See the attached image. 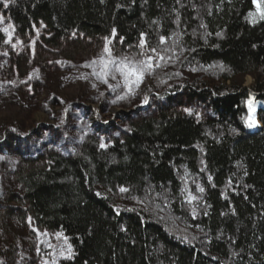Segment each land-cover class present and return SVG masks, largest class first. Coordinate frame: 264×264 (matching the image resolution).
Wrapping results in <instances>:
<instances>
[{"label":"trees","instance_id":"obj_1","mask_svg":"<svg viewBox=\"0 0 264 264\" xmlns=\"http://www.w3.org/2000/svg\"><path fill=\"white\" fill-rule=\"evenodd\" d=\"M255 11L253 0L0 3L21 37L42 26L55 46L103 37L137 52L145 33L150 47H174L177 65L201 73L161 74L173 84L159 104L103 148L87 135L74 150L9 164L0 138V264H21L20 241L54 230L74 249L62 264H264V125L243 119L250 95L264 100V20L253 23ZM5 38L0 28V46ZM180 96L205 103L207 116L177 107ZM121 187L153 211L119 208L102 190ZM186 187L197 200L188 202Z\"/></svg>","mask_w":264,"mask_h":264},{"label":"rangeland","instance_id":"obj_2","mask_svg":"<svg viewBox=\"0 0 264 264\" xmlns=\"http://www.w3.org/2000/svg\"><path fill=\"white\" fill-rule=\"evenodd\" d=\"M0 3L4 5V0H0ZM0 18L1 30L9 24L13 26L9 30L12 33L11 42L5 43L8 34L4 33L6 38L0 46V126L7 128L4 136L0 137L4 144L1 153L9 164L15 163L23 154L37 156L53 149L74 150L87 135L96 137L100 143L108 144L117 135L125 134L129 123L136 117L159 104V97L173 84L171 76L190 75L191 78H201L198 70L189 71L172 60L159 68L160 75L156 69L154 75L146 76L135 95L117 99L127 91L123 85L115 90L109 89L96 80L92 75L93 69L83 65L98 59L106 43L114 57L135 56L138 51L123 48L121 43L103 37L91 40L81 37L79 42H63L55 46L49 42L50 34L44 27L38 26L28 36L21 37L16 34L12 21L2 12ZM13 44L16 46L13 47ZM161 74L171 76L166 79ZM82 76H87L88 79H83ZM219 78H214V83H218ZM117 79L122 78L117 75ZM204 79L207 81V78ZM208 80L212 81L211 78ZM254 80L255 76L252 74L242 78L245 86H250ZM109 82L116 83L110 77ZM144 95L149 97L147 104L142 103ZM250 98L258 121L255 127L250 128H257L264 125V100L258 99L254 93L247 101ZM176 100H180L176 102L180 109L190 108L193 110L192 114L199 113L200 119L207 116V107L202 101L189 100L183 96ZM247 101L245 104L248 115ZM5 168H8V164ZM191 183L197 185L196 182ZM102 190L113 198L119 208L140 209L146 213L153 211L144 200L127 196L126 191L108 188ZM159 212L164 218L170 217L163 209ZM22 232L21 230L20 234ZM43 233H47V236ZM56 233H62V236L58 239ZM64 237L67 236L63 232L54 230L40 231L34 243L27 239L21 240V264H62L67 259L60 253L64 250L66 254L67 246L71 245L68 237L65 243ZM41 245L46 252L37 251L38 248L41 249ZM71 250L73 256L72 245Z\"/></svg>","mask_w":264,"mask_h":264},{"label":"snow or ice","instance_id":"obj_3","mask_svg":"<svg viewBox=\"0 0 264 264\" xmlns=\"http://www.w3.org/2000/svg\"><path fill=\"white\" fill-rule=\"evenodd\" d=\"M10 0H4V7L7 8L9 6ZM253 5L255 6V13L250 12L249 17L252 18V22L255 23L257 17L261 20H264V0H253ZM2 20V18H0ZM13 26L9 24L7 27L3 28L2 31L8 34V39L5 43H10L12 40V33L9 31ZM113 33H115V29H113ZM38 34V33H37ZM220 35V33H217ZM178 38V34H177ZM107 40V38H105ZM168 38L165 36L159 37V45L166 44ZM17 43H21L17 41ZM175 41L173 44L175 45ZM13 47L16 45L13 44ZM138 53L135 56H122V57H114L107 43L103 48L102 53L100 54L98 59H93L91 62L85 63L83 67L93 69L92 75L95 76L96 80L105 84L109 89L115 90L123 85V88L126 89V93L123 96H118L117 99H124L127 95H135L136 90L140 87V85L145 80L146 76L154 75L155 70L161 68L162 66L168 64L175 58V48H162L158 51L157 48L150 47L148 44V40L146 39V34H140V42L138 44ZM172 53L169 55L168 53ZM7 53H5L6 55ZM117 75H119L122 79L118 80ZM109 77L111 80L116 81V83H110ZM83 79H88L87 76H82ZM163 83V81H162ZM95 87V84L93 85ZM115 102V101H114ZM149 102L148 95H144L142 99V103L147 104ZM248 104V115L244 117L245 123L249 127H255L258 124V121L255 117V108L253 106V101L250 98L247 101ZM185 112L192 114L193 110L190 108H185ZM199 116V113H196ZM235 131V129H233ZM101 148L106 147L105 144L100 145ZM2 158V157H0ZM208 180L211 181L212 177L209 176ZM121 192L128 191L126 188L121 187ZM185 191L188 193L186 199L189 203L194 200H197V197L192 195L190 191H188L187 187ZM197 191L203 192L204 188L197 185ZM193 214H195V210H193ZM29 223H31V218H29ZM34 231L39 232L38 229H34ZM43 235L47 236V233H43ZM56 237L59 239L62 236V233H56ZM186 239V237H185ZM65 243L67 242V237H64ZM43 243V241H42ZM51 247V245H49ZM39 252V248L37 249ZM66 259H70L72 257L71 245L67 246L66 254L65 251L62 250L60 253ZM47 264V262H45Z\"/></svg>","mask_w":264,"mask_h":264}]
</instances>
